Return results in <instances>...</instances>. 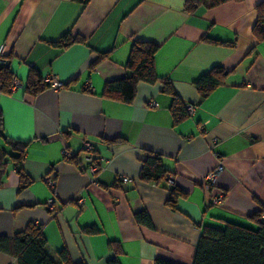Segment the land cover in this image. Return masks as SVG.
Returning a JSON list of instances; mask_svg holds the SVG:
<instances>
[{"label":"crops","instance_id":"obj_1","mask_svg":"<svg viewBox=\"0 0 264 264\" xmlns=\"http://www.w3.org/2000/svg\"><path fill=\"white\" fill-rule=\"evenodd\" d=\"M185 1L0 0L3 62L20 84L0 92V238L41 227L55 264L63 251L73 264H192L203 228L255 229L261 212L264 221V40L253 36L264 0L191 14ZM67 35L81 42L64 46ZM141 42L159 46L155 75L194 106L191 117L175 122L160 82L139 84L131 104L103 96L107 82L130 75ZM216 66L223 84L201 98L193 84ZM32 73L64 87L30 95ZM3 137L26 145L21 163ZM84 142L101 167L94 175ZM146 151L162 158L168 182L139 180ZM219 163L209 193L206 176ZM171 186L184 193L175 210ZM220 192L223 202L213 205ZM138 213L149 225L135 221ZM0 264L16 259L0 253Z\"/></svg>","mask_w":264,"mask_h":264},{"label":"trees","instance_id":"obj_2","mask_svg":"<svg viewBox=\"0 0 264 264\" xmlns=\"http://www.w3.org/2000/svg\"><path fill=\"white\" fill-rule=\"evenodd\" d=\"M87 5L90 0H79ZM243 0H186L184 11L194 13L199 8L206 10L219 7L226 3H240ZM257 22L253 28V36L257 41L264 40V2L256 7ZM208 41V40H207ZM67 46L72 43L81 42L79 38L67 35L61 41ZM64 42V43H63ZM209 42V41H208ZM159 46L150 42L135 43L130 53L126 68L130 75L117 81L105 84L103 96L131 104L137 86L139 84L153 85L161 83L163 90L173 97L171 113L178 122L186 117L185 103L172 90L169 82L159 79L155 75L154 57ZM225 71L221 67H214L207 74L200 77L193 85L201 98H206L215 88L223 84ZM14 77L4 66H0V92L9 93ZM48 88L36 73H32L26 86V92L37 95ZM4 143L16 152L14 161L21 163L26 145L13 142L4 138ZM145 159L141 163L139 180L146 183L159 184L168 182V172L165 170L162 158L153 152L146 151ZM5 153L0 151V166ZM20 184L27 185V180L20 176ZM213 190H209L211 193ZM184 197V193L177 187L171 186L167 206L173 210L177 208V202ZM261 214L253 216L255 229L240 225L226 223L222 228L205 227L202 229L192 264H264V221ZM135 221L141 225H149V219L145 213H138ZM87 232H91L87 231ZM46 240L41 227L29 225L24 231L14 234L11 238H0V253L10 255L16 259V264H55L46 252ZM63 264H73L67 254L63 251L59 254ZM108 264H119L117 259H112ZM154 264H173L161 259L155 260Z\"/></svg>","mask_w":264,"mask_h":264},{"label":"built area","instance_id":"obj_3","mask_svg":"<svg viewBox=\"0 0 264 264\" xmlns=\"http://www.w3.org/2000/svg\"><path fill=\"white\" fill-rule=\"evenodd\" d=\"M4 51H5L4 46H1L0 47V66L4 65V62H3L4 61L3 57L5 54ZM46 83L48 84V87L54 91L60 90L64 87L63 83L59 82L55 78L50 79ZM17 87H20V84L18 82H16L14 79L13 83H12L11 90L16 89ZM147 105L149 108H154L156 106V104L154 102H148ZM184 108H185V111H186V114L188 117H191L194 114L195 108L192 104L186 103L184 105ZM200 131L203 132V128H200ZM83 149L88 154L86 160H87V163L89 166V169H88L89 174L94 175V174L98 173L101 170V167L99 165V161H97L92 154V146L89 143L84 142ZM63 156L65 158H69V157H71V153L67 150H64ZM221 171H222V163H219L213 171H211L207 174V176H206V188L207 189L206 190L209 191V190L214 189L215 178H216V176H218L220 174ZM121 182L123 184H126V183H129L130 180L128 178H121ZM47 183L50 187H52L54 184L52 179L47 180ZM169 183H172V179L169 181ZM223 199H224V195H223V193L220 192V193H216L213 196L211 202L213 205H217V204H221L223 202ZM52 202H53L52 200L48 201V203H47L48 208L52 209Z\"/></svg>","mask_w":264,"mask_h":264}]
</instances>
